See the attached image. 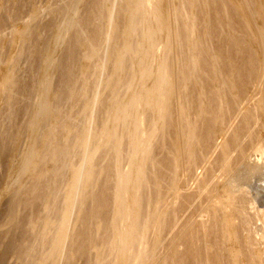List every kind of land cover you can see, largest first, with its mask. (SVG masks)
<instances>
[{
  "label": "bare ground",
  "instance_id": "1",
  "mask_svg": "<svg viewBox=\"0 0 264 264\" xmlns=\"http://www.w3.org/2000/svg\"><path fill=\"white\" fill-rule=\"evenodd\" d=\"M59 1L0 0L9 119L27 37L55 21L23 125L0 151L14 198L6 226L27 242L5 251L20 264H264V200L248 191L264 181V0H101L102 38L82 56L96 68L82 66L79 83L67 73L64 90L57 52L87 0L42 16Z\"/></svg>",
  "mask_w": 264,
  "mask_h": 264
},
{
  "label": "rangeland",
  "instance_id": "2",
  "mask_svg": "<svg viewBox=\"0 0 264 264\" xmlns=\"http://www.w3.org/2000/svg\"><path fill=\"white\" fill-rule=\"evenodd\" d=\"M66 1L68 2V0H63V1H59V2H56V4H55V2H52L51 3V5H49V7H48V9H46L45 11H44V13H42V16H46V14L48 13V10L50 9V11H56L57 9H63L66 5H67V3H66ZM53 4V5H52ZM55 4V5H54ZM66 4V5H65ZM101 0H87V2L85 3V7L83 6L82 7V9H81V12H80V17H79V25H80V27H78V29H76V30H74V31H72L70 34H68V35H66L65 37H64V41H63V43L61 44V46L59 47V49H60V51H59V49H58V51L59 52H57V56H56V64H57V68H59V69H57V71H56V74L57 75H55L54 76V78H53V82H54V84H55V86L59 89H61V85H63L64 83H63V81L62 80H64V82H65V80H68L69 78H68V76L69 75H67V73L69 74V72H70V74L71 75H73V77L75 78L76 76H77V79L80 77V75H79V73H80V71H79V69H82V68H90V67H86V65L87 64H89V63H84L83 61H82V56L83 55H85V52L87 51V47H89V43L91 44L92 42H94L95 43V41H97V39L99 40V39H101L102 37L100 36V35H103L102 33H103V28H101V27H103L102 26V23H98V21H97V18H96V21H95V19L93 18L92 19V16L94 17V16H99V14L101 13L100 11H101ZM88 6V7H87ZM89 9V10H88ZM118 9H117V6L116 7H114V14H115V12L117 11ZM52 11V12H53ZM85 11V12H84ZM88 11V12H87ZM47 12V13H46ZM84 12V13H83ZM96 12L98 13V14H96ZM117 13V12H116ZM49 14V13H48ZM82 14H83V16H82ZM93 14V15H92ZM94 14H96V15H94ZM88 15H89V17H88ZM89 20V21H88ZM81 21V22H80ZM53 22H55L52 18H47L46 19V17H45V19L42 21V22H40L37 26H36V31L34 30V29H32L31 30V34H29L28 35V40H26L27 42H25V43H28V44H26V46H25V49H24V52H23V57H22V59L20 60V62H19V68H20V71H19V69H18V71H19V73L17 72V74L18 75H16V80H15V82H16V87H14V93L16 94L15 96V104L17 105H15L14 107V111L15 112H13V114L14 115H12V121H11V119H9L8 118V115H5L4 113V110L3 109H5V106H3V108H1V112L3 113V115L2 114H0V146H1V149H0V151L2 150V147H3V145L5 146V144L7 143L6 141H4V140H6V139H8L7 137H8V135H6V134H8L9 132H8V130H11V128L10 127H12V128H14V127H16V125H17V127L16 128H18V126L19 125H21L22 124V121L23 120H25V112H24V109H27V108H25L26 106H27V103L29 104V101H28V99L29 98H26L27 97V94H28V88H30L32 85H33V82L35 81V79H36V76H37V72H38V69L39 68H41V62H42V59H41V57H42V55H41V53H40V49H41V47H42V36H43V34H45L44 36H47V34H48V36L50 35L49 33L50 32H48V30L49 31H51V28L53 27L52 25H54V23ZM50 26V27H49ZM100 26V27H99ZM38 27V28H37ZM38 29V30H37ZM88 30V31H87ZM102 30V31H101ZM78 31H80V32H78ZM91 31V32H90ZM43 34H42V33ZM88 32H90V33H88ZM87 33V34H86ZM40 34H42L41 36H40ZM84 34V35H83ZM90 36H89V35ZM79 35V36H78ZM80 35L82 36L81 38H83L84 40H82V41H84L85 43H86V45H84L83 44V46H81L82 48H84V50L83 49H81V48H79V49H77V48H75L76 49V51H75V53L73 52V45H74V43H75V40L78 38V37H80ZM39 37V38H38ZM86 37V38H85ZM90 37V38H89ZM2 35H0V41L2 40ZM95 38V39H94ZM40 39H41V41H40ZM30 40V41H29ZM95 40V41H94ZM89 42V43H88ZM93 43V44H94ZM72 44V45H71ZM88 44V45H87ZM41 46V47H40ZM87 46V47H86ZM63 48V49H62ZM161 48L160 47H158L157 48V55H160V53H161V50H160ZM72 52V53H71ZM101 52H103L104 53V51H101ZM72 55V56H71ZM103 56V57H105L104 55L105 54H100L99 55V58H102V57H100V56ZM65 56V57H64ZM76 57H77V59H76ZM73 58V59H72ZM106 58V57H105ZM109 58V57H108ZM107 58V59H108ZM104 59V58H103ZM101 60V59H100ZM78 61H79V63H78ZM75 63H76V65H75ZM82 63H83V65H82ZM81 64V65H80ZM40 65V66H39ZM77 65L79 66V68L77 67ZM91 65V68L92 69H95L96 67H95V65L93 64H89L88 66H90ZM107 65V64H106ZM83 66V67H82ZM95 67V68H93V67ZM109 66V65H108ZM106 67L107 69L109 68V67ZM242 66V68H243V65H241ZM82 67V68H81ZM34 68V69H33ZM90 68V70H92ZM246 68V67H245ZM70 69V70H69ZM68 70V71H67ZM89 70V73L91 72ZM92 72H96V71H92ZM107 72H109V70H107ZM89 73H87V75L89 74ZM106 73V72H105ZM75 74V75H74ZM91 74V73H90ZM90 74H89V79H88V84L90 85V87H91V89L92 88H94V86L96 85L95 83H94V81L96 82V80L94 79V81H93V79L92 78H90ZM93 74V73H92ZM91 74V75H92ZM66 75H67V78H66ZM27 76V77H26ZM65 78H64V77ZM62 79V80H61ZM58 80H60V82L58 81ZM33 81V82H32ZM62 81V82H61ZM79 81H80V78H79V80H78V83H79ZM81 82V81H80ZM93 82V83H92ZM27 83V84H26ZM61 83H63V84H61ZM26 84V85H25ZM28 84H29V86H28ZM32 84V85H31ZM25 85V86H24ZM58 85H59V87H58ZM81 85V84H80ZM78 88H80L79 87V84H78V86H77ZM63 88V90H64V87H62ZM24 93V94H23ZM27 93V94H26ZM27 100V101H26ZM20 103H22V104H20ZM63 104H65L64 102H62L61 101V103H60V105L62 106ZM59 105V103H58V106L59 107H61ZM66 105V104H65ZM22 107V108H21ZM24 107V108H23ZM18 108V109H17ZM62 108H65V106H62ZM3 110V111H2ZM5 111H6V109H5ZM0 112V113H1ZM22 112V113H21ZM24 112V113H23ZM97 112H99V111H97ZM96 112V116L98 117V115L99 116H101V114H99V113H101V111L99 112V113H97ZM8 119H7V118ZM6 120V121H5ZM8 120V121H7ZM11 121V123H9L10 121ZM235 120V121H234ZM242 120H243V113H236V115L233 117V123H232V125H233V127L231 126V128L226 132V134H225V136H224V139L225 138H227V139H225V140H229L230 138H231V136H232V133H233V131L235 130V129H237V128H239V126H240V124H241V122H242ZM80 121V120H79ZM239 123V124H238ZM258 123H260V121L258 122ZM12 124V125H11ZM19 124V125H18ZM2 125V126H1ZM14 125V126H13ZM23 125V124H22ZM21 125V126H22ZM236 125V126H235ZM237 125H239V126H237ZM2 127V128H1ZM237 127V128H236ZM8 128H10V129H8ZM16 128L14 129V131L16 130ZM258 128H259V126L257 125L256 127H255V129H254V127H253V129L254 130H258ZM12 131V132H11ZM10 131V133L12 134L14 131L13 130H11ZM8 132V133H7ZM229 133V134H228ZM227 136V137H226ZM5 142V144H3ZM244 143V146H243V144H242V147H245V149L247 148V147H249V146H247V145H249L250 143H249V141H245V142H243ZM3 144V145H2ZM24 148V142H23V144L21 143L20 144V149H23ZM248 150V152L247 153H249V152H251V149H250V147L249 148H247ZM250 149V150H249ZM2 152V151H1ZM218 153H219V151H216L214 154H213V156H212V158H211V162L216 158V156L218 155ZM1 155H0V192L2 191V190H8V192L7 193H5L6 195H4L3 197H1V199H0V264L2 263V264H20V262H21V258L17 255V254H14L13 252L11 253V252H6L5 251V246L7 245V243H8V240H10V239H13V240H15V242H16V244L18 245V244H23V246H25V244L27 243V242H25V238L23 237V235L19 232V231H14L13 229H9V227L8 226H6V223H7V220H8V218H9V214H10V206H11V204L13 203V201H14V198H13V195H11L9 192H11L10 191V189H8L11 185H9L11 182V180L9 179V177L7 176L8 174H7V160L9 161L10 160V158H8V157H10L9 155H7L6 153V155L4 154V152H3V154L2 153H0ZM8 178V179H7ZM8 180V181H7ZM10 180V181H9ZM197 180H199V178L197 179ZM263 179L262 178H258V177H256L255 179H253L252 181L253 182H251L250 183V186H249V188H251V189H247L248 191H250L249 192V196L250 197H253V196H255V197H253V198H256V196L258 197V198H261V199H259L260 201H262V200H264L263 198H264V196L263 197H261L262 195H264V181H262ZM199 181H196V184L198 183ZM196 184H194V186L192 187V189L191 190H189L190 192L189 193H191L192 191H193V188H195V186H196ZM253 188H252V187ZM257 193V195H253L254 193H252V191L253 190ZM259 193V194H258ZM252 195V196H251ZM258 200V201H259ZM35 201V200H34ZM33 203V202H32ZM21 207H24V206H21ZM32 208V209H31ZM31 208H25L24 207V209H22V210H24V211H21V213H22V216H24V217H27L28 216V218L30 217H32L33 216V214L34 213H32V211L34 212V210H33V207H31ZM24 213V214H23ZM32 213V214H31ZM21 215V214H20ZM27 215V216H26ZM32 215V216H31ZM28 220V219H27ZM3 221V222H2ZM19 233V234H18ZM21 237V238H20ZM16 238V239H15ZM19 238H20V240H19ZM23 238V239H22ZM19 241H18V240ZM25 243V244H24ZM27 245V244H26ZM6 252V253H5ZM16 257V258H15Z\"/></svg>",
  "mask_w": 264,
  "mask_h": 264
}]
</instances>
